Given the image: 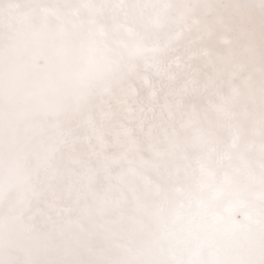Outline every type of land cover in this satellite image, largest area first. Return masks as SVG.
I'll return each mask as SVG.
<instances>
[{"label": "snow or ice", "instance_id": "snow-or-ice-1", "mask_svg": "<svg viewBox=\"0 0 264 264\" xmlns=\"http://www.w3.org/2000/svg\"><path fill=\"white\" fill-rule=\"evenodd\" d=\"M0 264H264V0H0Z\"/></svg>", "mask_w": 264, "mask_h": 264}]
</instances>
